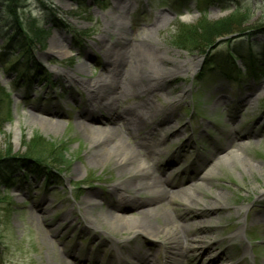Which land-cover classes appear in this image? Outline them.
I'll list each match as a JSON object with an SVG mask.
<instances>
[{"label":"rangeland","instance_id":"rangeland-1","mask_svg":"<svg viewBox=\"0 0 264 264\" xmlns=\"http://www.w3.org/2000/svg\"><path fill=\"white\" fill-rule=\"evenodd\" d=\"M6 1L0 0V153L19 162L36 150L69 162L60 167L49 158L42 170L31 162L0 164V264H125L108 256L132 248L141 264H264V75L245 76L248 60L264 65V0H16L17 16ZM159 14L168 21L157 33L151 20ZM16 17L21 27L15 28ZM33 19L41 38L30 42ZM224 21L253 28L231 34L229 45L215 50L223 57L234 53V67L244 73L238 82L223 68L205 73V53L178 44L198 41ZM150 30L154 45L138 52L144 76L131 75L135 45ZM110 60L126 76L118 83ZM96 81L107 88L92 103L89 86ZM129 107H140L142 131L125 123ZM90 122L106 132L117 129L113 139L127 137L153 165L150 177L169 180L175 199L149 203L135 182L92 162L100 151L78 131H90L78 127ZM242 139L250 164L218 162L223 149ZM216 163L214 175L205 178ZM119 180L124 188L117 191ZM195 185L203 201L179 203ZM162 205L175 226L190 230L182 243L166 245L145 231L130 235L103 218L107 210L136 216ZM241 228L242 236H235ZM194 238L205 244L192 250Z\"/></svg>","mask_w":264,"mask_h":264},{"label":"bare ground","instance_id":"bare-ground-1","mask_svg":"<svg viewBox=\"0 0 264 264\" xmlns=\"http://www.w3.org/2000/svg\"><path fill=\"white\" fill-rule=\"evenodd\" d=\"M188 15H184V18H188ZM154 21L155 26H157V33L160 32L162 28L165 27V23L168 21V17L159 14L155 17V19L151 20ZM151 30L150 33L147 34L146 37L142 38L138 43H136L135 48L137 53L143 49L147 51L150 47L154 45V37L152 36ZM121 34H125V31L121 32ZM123 36V35H122ZM125 37V36H124ZM108 50L110 53L113 52V48H109ZM140 59L139 53L136 55V64L131 67V75L134 71L137 70V74L139 76H142V71L140 69V64H138V60ZM201 60L197 59L193 62L194 67H198L200 65ZM109 72L113 74L115 82H119V80L123 78H126L124 76V73H122V70L118 69L115 66V61L110 60L109 61ZM140 63V62H139ZM189 61L177 64V70L185 68L188 66ZM148 66L150 68H155V63L151 61L148 63ZM171 72V71H170ZM144 76V75H143ZM158 77H161L159 74L155 75L154 77L151 76L150 79H159ZM140 78L137 77L134 79H131V83H133V86H136L137 81H139ZM106 81H96L95 84H91L89 86V97L90 101L93 103L96 102L97 99L103 94L106 87ZM155 86V85H154ZM149 99L151 97H148ZM252 98L249 97V101H251ZM142 105V102H141ZM143 106H147V101H144ZM150 108L149 106H147ZM140 107H129L126 108L124 111L126 120V124L130 129L133 131L136 130H143V125L140 122L141 119L139 118L140 111L138 110ZM30 114L33 116H36L35 112L30 111ZM79 115V114H78ZM78 115H75L77 117ZM99 119V118H97ZM137 119V120H136ZM140 119V120H139ZM78 120L81 121V117H78ZM92 123H79V128H85L89 129L90 131L78 129L80 132H87L89 135V141H91L92 147H97L95 149L96 151H100V154L94 157V159H91L92 162L95 164H102L105 166H110L111 169L114 170V173L116 174L117 178H127V181L129 180L131 184H134V182L137 184V188H141L144 191L148 193V197L145 199L149 203L153 202L157 198H167L169 200H174L175 197H173V193L169 191L166 187V183L169 182L168 179L163 181V178L153 176L150 177L152 171H153V165L149 162H147V158H145L140 150L135 148L133 144H129L127 141V137L123 135H119L118 138L113 139V135H118V130L106 132L105 130H101L98 128L99 126H91ZM57 128H60V125H57ZM146 134V133H145ZM147 136V135H146ZM243 139L238 144L236 148H221L223 151L220 153L219 161L220 163H226L229 165H234L236 163H239L243 166L246 164H250L251 161H249V153L246 150V147L248 146V142L245 143ZM232 144V143H231ZM219 164L216 163L214 167L209 172H205L203 176H206L205 178L209 179L214 175L215 170L218 168ZM148 177H150L148 179ZM123 180H119L118 183L113 185V188L118 191L117 188L123 189L124 186L122 185ZM198 185H195L194 187L191 186L188 191L187 195L185 197H180L179 203H189L194 204L197 203V201H203L202 195L197 193V191H194L195 188H198ZM157 188V189H155ZM172 193V194H171ZM182 193V192H180ZM184 193V192H183ZM139 197H136L137 199ZM125 199V197L123 198ZM214 200V199H213ZM221 200V197L219 195H216L215 201ZM188 207V204L186 205ZM163 205L160 207H149L145 208L143 210H140L136 216H128L126 213H123L121 211H110L107 210L103 213V218L109 223L112 229H121L126 230L130 232V235H135L139 231H145L149 234H155L156 236L162 237L165 241L166 245L170 244L172 245L174 243H182V239L185 238L188 235V232H190L189 229H187L185 226H175L172 222L171 216L168 212H162ZM96 223H98V219H95ZM96 227L95 223H92L90 226ZM106 233V232H105ZM243 229L241 228L235 233V236L239 237L242 236ZM104 234L103 232L99 233ZM100 237V236H99ZM101 238V237H100ZM193 246L198 247V244H205L202 240L198 242L199 240L194 238L192 239ZM171 243H168V242ZM119 248V245L116 246ZM189 249V248H188ZM197 249V248H195ZM175 254V253H174ZM136 264H141V261L138 260Z\"/></svg>","mask_w":264,"mask_h":264},{"label":"trees","instance_id":"trees-1","mask_svg":"<svg viewBox=\"0 0 264 264\" xmlns=\"http://www.w3.org/2000/svg\"><path fill=\"white\" fill-rule=\"evenodd\" d=\"M15 2L16 0H7V6L9 8L10 13L13 15H16V8H15ZM240 8L237 9V11ZM17 16V15H16ZM244 19L247 20L248 18V14H244ZM14 17V16H13ZM18 19V20H17ZM243 19V20H244ZM241 20V22L243 21ZM16 21L18 23H15V28H17V25L19 27H21L22 22L20 21V19L18 17H16ZM13 24V23H12ZM31 30L34 34L31 36H27L30 39V42L34 40H37L39 38H41V34L39 32H37V29L39 28L38 23H37V19L36 20H31L29 23ZM244 25L240 24L239 26H237V28H234L231 26V22L230 21H224V22H220L217 24H213L212 27L209 28V33H207L205 36L202 37V39L199 38H195L198 41H190V39H192V37L189 40H183V42L178 43L179 46H187L188 48L191 49H196L198 51H202L205 53L206 55V62H207V67L204 70V72L209 73L210 71L213 70H221L222 68L225 69V71H222L225 75V77H237V76H241V71L239 69H236L234 67V63H233V55L229 54V57H223L221 56L217 51H215L217 49V45L218 44H224L225 45H229V43L231 42L230 39L227 40H221L218 41V38H223L224 36L226 37L227 35H231L234 33H238V34H242L245 31H249L252 30V27H242ZM6 38L9 39V41H13L14 39L12 36H8V33H5ZM192 36L194 37V35L192 34ZM21 46H24L21 45ZM4 56V55H3ZM5 56H8V54H6ZM4 58V57H3ZM4 62V61H3ZM20 65V61L14 62L10 64V69L11 68H18V66ZM247 68H249L247 70V75H253L255 77L261 76L262 74L264 75V66L262 65H258L255 61H249L246 63ZM35 68H38V66H35ZM236 72V74L234 73ZM23 75L25 74V72L22 73ZM44 152V151H43ZM11 154H1L0 153V164L1 163H7V162H18L15 159L14 160H7L6 158L10 157ZM14 156V155H13ZM11 156V157H13ZM21 157H24L25 160L19 161L20 162H26L27 164L31 162V164L34 165V170H42L43 169V162H46L49 158L52 160L51 164H56L58 166H63L66 167L67 163L69 162V160L67 158H65L64 156L60 158H55L52 154L47 155L45 152L42 153L38 152L36 150L27 153L25 155H21ZM32 158V160H31ZM27 159V160H26ZM57 159V160H56ZM49 161V160H48ZM47 161V162H48Z\"/></svg>","mask_w":264,"mask_h":264},{"label":"water","instance_id":"water-1","mask_svg":"<svg viewBox=\"0 0 264 264\" xmlns=\"http://www.w3.org/2000/svg\"><path fill=\"white\" fill-rule=\"evenodd\" d=\"M236 35V34H235ZM234 35V36H235ZM239 35V34H238ZM233 37V35H230V36H226V37H223V38H221V39H219L218 41H221V40H227V39H230L231 40V38Z\"/></svg>","mask_w":264,"mask_h":264}]
</instances>
